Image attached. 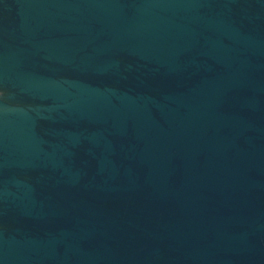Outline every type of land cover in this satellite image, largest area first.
<instances>
[{"label": "water", "instance_id": "95a60500", "mask_svg": "<svg viewBox=\"0 0 264 264\" xmlns=\"http://www.w3.org/2000/svg\"><path fill=\"white\" fill-rule=\"evenodd\" d=\"M0 264H264V0H0Z\"/></svg>", "mask_w": 264, "mask_h": 264}]
</instances>
